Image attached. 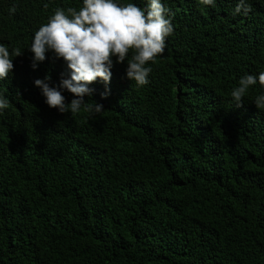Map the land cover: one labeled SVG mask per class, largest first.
Masks as SVG:
<instances>
[{
    "label": "trees",
    "instance_id": "1",
    "mask_svg": "<svg viewBox=\"0 0 264 264\" xmlns=\"http://www.w3.org/2000/svg\"><path fill=\"white\" fill-rule=\"evenodd\" d=\"M82 2L0 0V44L23 52L0 81V264H264V88L231 97L264 71V0L236 15L237 0H162L174 32L149 83L113 58L107 98L99 80L85 97L104 112L60 114L34 82L67 66L49 52L34 70L28 49Z\"/></svg>",
    "mask_w": 264,
    "mask_h": 264
},
{
    "label": "clouds",
    "instance_id": "2",
    "mask_svg": "<svg viewBox=\"0 0 264 264\" xmlns=\"http://www.w3.org/2000/svg\"><path fill=\"white\" fill-rule=\"evenodd\" d=\"M197 2L210 6L215 0ZM250 10L247 0H237L233 14H247ZM9 11L14 13L15 8ZM172 16L162 0H147L145 8L134 3L118 4L115 0H83L79 8H56L34 33L28 49L32 53L31 67L34 70L46 60L49 52L67 66L68 76L62 75L57 86L49 85V76L34 82L41 89L47 106L60 114L77 115L85 111L97 115L104 112L102 104L94 101L89 104L85 97L92 96L94 89L89 85L99 80L105 86L101 98H107L113 58L117 64L127 61L126 78L129 81L137 87L147 85L152 71L149 63H154L163 54L167 38L174 32ZM22 54L20 49L10 52L6 45L0 44V81L8 79L12 73L13 57ZM257 82L264 88V71L258 76L248 74L240 78L238 87L231 92L235 107L243 106V98ZM64 90L74 97L70 103H65ZM254 105L264 110V94L255 98ZM9 106L10 101L0 93V115Z\"/></svg>",
    "mask_w": 264,
    "mask_h": 264
}]
</instances>
